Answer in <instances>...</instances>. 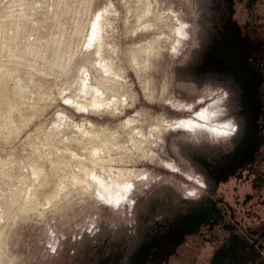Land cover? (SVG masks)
I'll list each match as a JSON object with an SVG mask.
<instances>
[{
	"label": "rangeland",
	"instance_id": "rangeland-1",
	"mask_svg": "<svg viewBox=\"0 0 264 264\" xmlns=\"http://www.w3.org/2000/svg\"><path fill=\"white\" fill-rule=\"evenodd\" d=\"M212 6L0 0V264H125L151 198L169 208L199 198L207 181L191 162L203 153L184 146L231 142L239 122L233 94L190 72ZM203 108L228 134L174 126ZM111 164L148 177L111 200L85 172Z\"/></svg>",
	"mask_w": 264,
	"mask_h": 264
},
{
	"label": "flooded vegetation",
	"instance_id": "flooded-vegetation-1",
	"mask_svg": "<svg viewBox=\"0 0 264 264\" xmlns=\"http://www.w3.org/2000/svg\"><path fill=\"white\" fill-rule=\"evenodd\" d=\"M212 1L190 72L199 85L230 81L235 143L216 159L202 151L191 162L207 181L195 202L169 208L149 200L140 248L125 264H264V0ZM187 164L179 162L182 179Z\"/></svg>",
	"mask_w": 264,
	"mask_h": 264
},
{
	"label": "bare ground",
	"instance_id": "bare-ground-1",
	"mask_svg": "<svg viewBox=\"0 0 264 264\" xmlns=\"http://www.w3.org/2000/svg\"><path fill=\"white\" fill-rule=\"evenodd\" d=\"M101 16V15H100ZM101 18V17H100ZM102 20V21H101ZM106 18L103 17L99 19L98 24L102 26V23H105ZM102 22V23H101ZM108 29V28H107ZM109 67V65H106ZM109 70L111 68H108ZM113 106H115L114 103H112ZM215 113L211 114L209 111L201 110L200 112L197 113L196 119H190V118H185V119H180L176 120L174 125L176 128H185L190 131H198L202 129H210L211 131L220 134V133H227V130L222 128L223 126L219 124H215L212 119ZM127 128H130L131 131H135L136 127L134 128L131 125L132 120L128 121ZM208 123V124H206ZM214 126H213V125ZM133 127V128H132ZM222 128V129H221ZM105 147V145L103 144ZM100 148L97 147L95 150H99ZM141 149V148H139ZM171 167V165H168ZM107 173H103L101 175H98V172L94 169H85L86 175L88 177H92L95 180H97L98 183L103 187V189L106 191L105 195L109 197L111 200H120L122 197L123 192H128L130 190V187L127 186L128 183H130L134 179H143L147 178V174L142 173L140 170H135V169H128V168H120V167H114L113 164L109 165L107 168ZM73 179L75 181H80V179L76 176L73 175Z\"/></svg>",
	"mask_w": 264,
	"mask_h": 264
},
{
	"label": "snow or ice",
	"instance_id": "snow-or-ice-1",
	"mask_svg": "<svg viewBox=\"0 0 264 264\" xmlns=\"http://www.w3.org/2000/svg\"><path fill=\"white\" fill-rule=\"evenodd\" d=\"M206 86H213V87L221 90L223 92L224 96H227L229 94V92H231L233 94V97L235 96V90L227 78H224V79L213 78V79L206 82ZM232 119H233L232 117L229 118V123H231ZM233 131H235V128L233 129ZM233 143H235V141H232V142L225 141L224 143L220 144L219 147L212 148V149H209L207 145H205L199 149L196 148L195 146L185 145L184 149L186 152L210 150L213 153H220V152L227 151L232 146Z\"/></svg>",
	"mask_w": 264,
	"mask_h": 264
}]
</instances>
